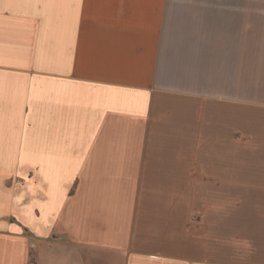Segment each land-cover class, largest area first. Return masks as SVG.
<instances>
[{
    "label": "crops",
    "instance_id": "obj_1",
    "mask_svg": "<svg viewBox=\"0 0 264 264\" xmlns=\"http://www.w3.org/2000/svg\"><path fill=\"white\" fill-rule=\"evenodd\" d=\"M0 264H264V0H0Z\"/></svg>",
    "mask_w": 264,
    "mask_h": 264
}]
</instances>
